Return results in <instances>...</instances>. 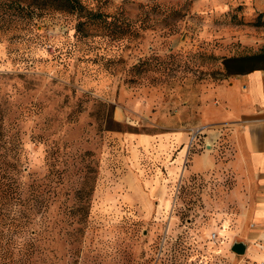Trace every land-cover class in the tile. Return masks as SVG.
<instances>
[{"label": "rangeland", "instance_id": "rangeland-1", "mask_svg": "<svg viewBox=\"0 0 264 264\" xmlns=\"http://www.w3.org/2000/svg\"><path fill=\"white\" fill-rule=\"evenodd\" d=\"M193 1L81 0L105 18L79 32L0 0V175L12 141L32 209L0 264H243L249 195L208 131L233 43L200 36Z\"/></svg>", "mask_w": 264, "mask_h": 264}, {"label": "crops", "instance_id": "crops-1", "mask_svg": "<svg viewBox=\"0 0 264 264\" xmlns=\"http://www.w3.org/2000/svg\"><path fill=\"white\" fill-rule=\"evenodd\" d=\"M192 8L207 20L198 29L200 36L225 35L223 41L233 43L215 52L230 57L264 49V0H194ZM211 94L216 126L208 131L216 138L226 134L231 146L228 172L242 179L249 195L253 229L242 240L247 245L243 264H264V70L231 75L213 86ZM217 145L206 143L212 149Z\"/></svg>", "mask_w": 264, "mask_h": 264}, {"label": "trees", "instance_id": "trees-1", "mask_svg": "<svg viewBox=\"0 0 264 264\" xmlns=\"http://www.w3.org/2000/svg\"><path fill=\"white\" fill-rule=\"evenodd\" d=\"M16 6L26 8L27 12H70L77 13L79 21L77 30L82 31L85 20H101L105 18L100 12L86 8L81 0H4ZM223 68L226 75L245 74L254 70H264V49L249 54L226 57L223 59ZM9 162L8 170L0 175V237L15 240L22 235H30L32 224V209L24 205L21 197V190L16 182L18 173L17 155L18 148L16 143L9 141ZM47 211V206L43 212Z\"/></svg>", "mask_w": 264, "mask_h": 264}, {"label": "water", "instance_id": "water-1", "mask_svg": "<svg viewBox=\"0 0 264 264\" xmlns=\"http://www.w3.org/2000/svg\"><path fill=\"white\" fill-rule=\"evenodd\" d=\"M231 250L237 255H243L246 252L247 245L242 240H235L231 244Z\"/></svg>", "mask_w": 264, "mask_h": 264}, {"label": "built area", "instance_id": "built-area-1", "mask_svg": "<svg viewBox=\"0 0 264 264\" xmlns=\"http://www.w3.org/2000/svg\"><path fill=\"white\" fill-rule=\"evenodd\" d=\"M200 132H201V129H197V130L193 133L192 139L195 137V135L199 134ZM212 238H213V239H216V234H215V233H213Z\"/></svg>", "mask_w": 264, "mask_h": 264}]
</instances>
